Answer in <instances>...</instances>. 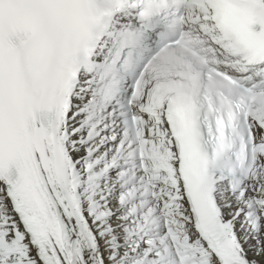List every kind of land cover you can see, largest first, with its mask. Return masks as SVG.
Instances as JSON below:
<instances>
[{
	"label": "snow or ice",
	"instance_id": "6c2138e0",
	"mask_svg": "<svg viewBox=\"0 0 264 264\" xmlns=\"http://www.w3.org/2000/svg\"><path fill=\"white\" fill-rule=\"evenodd\" d=\"M0 264H264V0H0Z\"/></svg>",
	"mask_w": 264,
	"mask_h": 264
}]
</instances>
